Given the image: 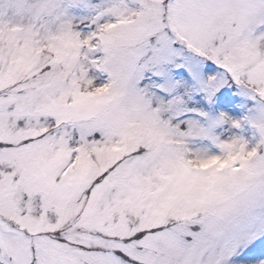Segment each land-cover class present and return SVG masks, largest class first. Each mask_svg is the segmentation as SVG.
Masks as SVG:
<instances>
[{
  "label": "snow or ice",
  "instance_id": "1",
  "mask_svg": "<svg viewBox=\"0 0 264 264\" xmlns=\"http://www.w3.org/2000/svg\"><path fill=\"white\" fill-rule=\"evenodd\" d=\"M0 264H264V0H0Z\"/></svg>",
  "mask_w": 264,
  "mask_h": 264
}]
</instances>
